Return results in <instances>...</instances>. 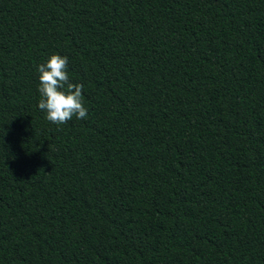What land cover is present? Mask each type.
I'll return each instance as SVG.
<instances>
[{
  "label": "trees",
  "instance_id": "obj_1",
  "mask_svg": "<svg viewBox=\"0 0 264 264\" xmlns=\"http://www.w3.org/2000/svg\"><path fill=\"white\" fill-rule=\"evenodd\" d=\"M0 264H264V0H0Z\"/></svg>",
  "mask_w": 264,
  "mask_h": 264
},
{
  "label": "clouds",
  "instance_id": "obj_2",
  "mask_svg": "<svg viewBox=\"0 0 264 264\" xmlns=\"http://www.w3.org/2000/svg\"><path fill=\"white\" fill-rule=\"evenodd\" d=\"M68 57L53 54L38 66L41 99L38 107L46 113V120L56 125L76 119H86L88 109L83 101L82 83L72 82L68 73Z\"/></svg>",
  "mask_w": 264,
  "mask_h": 264
}]
</instances>
